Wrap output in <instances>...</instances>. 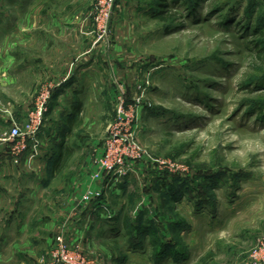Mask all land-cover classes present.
<instances>
[{
    "label": "rangeland",
    "instance_id": "1",
    "mask_svg": "<svg viewBox=\"0 0 264 264\" xmlns=\"http://www.w3.org/2000/svg\"><path fill=\"white\" fill-rule=\"evenodd\" d=\"M103 6L0 0V264H51L61 238L93 264H250L264 234V0H115L105 32ZM86 59L93 74L76 75ZM45 96L21 148L8 132ZM122 99L141 157L92 179Z\"/></svg>",
    "mask_w": 264,
    "mask_h": 264
},
{
    "label": "built area",
    "instance_id": "2",
    "mask_svg": "<svg viewBox=\"0 0 264 264\" xmlns=\"http://www.w3.org/2000/svg\"><path fill=\"white\" fill-rule=\"evenodd\" d=\"M114 1L103 0L104 6L98 17L103 20L102 23H99V28H103V32L107 30L109 25ZM46 97L37 103L23 129L12 127L8 132L9 139H17L22 143L21 148H24V139H33L39 131L42 124V111L45 109ZM133 123L134 116L132 112L124 104L123 99L120 100L115 117L107 125L103 149L94 159L95 171L91 174L92 179L97 180L105 175H125L129 171L131 162L141 157V148L134 138ZM17 148L18 145L16 147L14 145L13 150H19ZM97 195L98 193L95 196ZM85 198L87 201H90L94 197L93 195H87ZM247 258L250 264H264V234L248 251ZM84 261L83 257L79 256L77 250L72 251L64 244L62 238L54 244L51 251V264H93L90 261H85L86 263Z\"/></svg>",
    "mask_w": 264,
    "mask_h": 264
},
{
    "label": "crops",
    "instance_id": "3",
    "mask_svg": "<svg viewBox=\"0 0 264 264\" xmlns=\"http://www.w3.org/2000/svg\"><path fill=\"white\" fill-rule=\"evenodd\" d=\"M79 44H80V40H77L76 43H75V45H72V46L74 47V50H73L74 52H73L72 55H71V59H72V61L74 60V58L77 57L76 54H75V53H76L75 50L78 49V51H80V49H79ZM78 51H77V52H78ZM74 56H75V57H74ZM88 62H89V59H86L85 61L81 62V65H79V66L76 67V69H77V70H76V75H78V76H82L83 74H84V75L93 74V71H92V70H93V68H94V65H92V62H90L91 64L89 63V65H86V63H88ZM82 63H85V64L82 65ZM58 66H59V67H58L57 71H58L60 68H61V69L64 68L63 71H64L65 74H66V71H67V68H66V67H67V65H66V64H65V65H63V64H59ZM55 72H56V71H55ZM60 76L62 77V76H64V75H60ZM77 103H80V104H81V102H75V103L72 104V107L75 106ZM72 107H71V109H72ZM82 107H83V106H81V111H82V109H83ZM81 111H80V112H81ZM80 112H79V113H80ZM79 113H76V114L74 115L73 120H74L75 116H76L77 114H79ZM70 114H71V117H70V118H72V110H71V113H70ZM70 118H69V119H70ZM69 119H68V122H69ZM72 122H73V121H72ZM69 123H70V122H69ZM70 124H72V123H70ZM59 147H60V149H61V148H62V145L59 146ZM58 152L61 153V159H64V160H66V159L69 157V154H70V153H69V154H67V155L64 156V154L62 153L61 150L58 151ZM57 154H58V153H57ZM42 157H43V156H42ZM46 158H47V160H48L49 157L46 155ZM61 159H60V160H61ZM54 160H55V159H54ZM45 161H46V159H45ZM71 200H72V199H71ZM71 200L69 201V204H68V205H71V204L73 203V202H72L73 200H72V201H71ZM72 206H74V205H72ZM73 208H74V207H73ZM78 221H79L80 223H82V224H80V225H83V223L85 222V221L81 222V219L78 217V218H76L75 220H72V221L70 222V224H68V225L79 224V223H76V222H78ZM70 227H71V226H70Z\"/></svg>",
    "mask_w": 264,
    "mask_h": 264
},
{
    "label": "trees",
    "instance_id": "4",
    "mask_svg": "<svg viewBox=\"0 0 264 264\" xmlns=\"http://www.w3.org/2000/svg\"><path fill=\"white\" fill-rule=\"evenodd\" d=\"M159 12H160V16H158V18L162 17L163 18V15L162 14H165L167 13V10L166 9H159ZM81 111V104L80 103H77L75 106L72 107V118L69 119V122L72 123L73 121V117L76 113H79ZM61 159V153L58 152L57 156L55 157V160L53 162V166H52V170L55 171V169L58 167V162L59 160Z\"/></svg>",
    "mask_w": 264,
    "mask_h": 264
}]
</instances>
